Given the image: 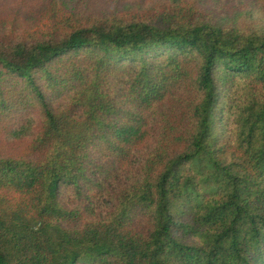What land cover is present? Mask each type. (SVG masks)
<instances>
[{
	"label": "trees",
	"instance_id": "1",
	"mask_svg": "<svg viewBox=\"0 0 264 264\" xmlns=\"http://www.w3.org/2000/svg\"><path fill=\"white\" fill-rule=\"evenodd\" d=\"M219 1L0 45V264H264V28L215 16L264 0Z\"/></svg>",
	"mask_w": 264,
	"mask_h": 264
},
{
	"label": "rangeland",
	"instance_id": "2",
	"mask_svg": "<svg viewBox=\"0 0 264 264\" xmlns=\"http://www.w3.org/2000/svg\"><path fill=\"white\" fill-rule=\"evenodd\" d=\"M55 0H0V45H7L17 39L18 35L44 28L48 24V15ZM66 10L71 11L79 3L81 10L88 15L112 16L115 14L148 13L153 8L170 3L191 2L193 0H57ZM208 12H214L220 1L200 0ZM215 16L221 24L264 28V7L245 9L237 13H221ZM36 121L30 120L20 131L10 136L14 150L21 147L34 134ZM98 207L94 206L91 215H96Z\"/></svg>",
	"mask_w": 264,
	"mask_h": 264
}]
</instances>
